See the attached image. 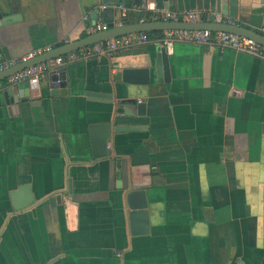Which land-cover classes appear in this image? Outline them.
I'll use <instances>...</instances> for the list:
<instances>
[{
	"label": "crops",
	"instance_id": "crops-1",
	"mask_svg": "<svg viewBox=\"0 0 264 264\" xmlns=\"http://www.w3.org/2000/svg\"><path fill=\"white\" fill-rule=\"evenodd\" d=\"M0 3L20 15L0 32L12 59L106 25L84 0ZM169 3L179 14L204 11L202 0ZM118 5L116 25L163 11L132 3L117 20ZM230 20L262 32L264 0H238ZM147 35L67 61L66 95L50 94L48 74L35 88L10 87L22 92L17 103L0 90V264H264V55L178 41L169 79L158 82L161 44ZM148 66L147 85L113 80ZM119 98L145 99V115H116ZM112 118L140 128L114 134L112 153L92 159L89 125ZM137 165L150 167L151 181L146 216L131 223L124 195Z\"/></svg>",
	"mask_w": 264,
	"mask_h": 264
},
{
	"label": "water",
	"instance_id": "water-1",
	"mask_svg": "<svg viewBox=\"0 0 264 264\" xmlns=\"http://www.w3.org/2000/svg\"><path fill=\"white\" fill-rule=\"evenodd\" d=\"M88 8H92V20H95V16L98 12L99 6L101 8L102 21L106 23L108 30H101L93 32L83 38L62 44L60 46L51 48L26 62H20L8 69L0 72V81L7 76L21 70L22 68L47 61L49 59L65 55L67 53L77 51L86 46L122 36L130 33L141 32H162L165 30H212L222 31L237 34L254 40L257 44L264 48V35L261 32L252 30L250 28L234 24H215L212 22H188L186 20L180 21H157L146 20L139 21L137 23H120L116 26L114 23L115 9L113 4H122L129 7L132 3L140 5L142 9L147 8V3H154L157 10L167 11L170 9L169 0H84ZM104 6V7H102ZM202 9L209 13L221 14L225 17L236 19L238 16V0H202ZM131 10L128 11V15ZM106 14H111L110 17H105ZM120 14L118 13L119 20ZM20 21L19 14H9L5 12V8L0 3V32L2 27ZM87 25V24H86ZM1 39V35H0ZM0 52L3 54L5 60H10L11 54L7 47L0 40ZM155 74L158 82L168 81L169 79V54L163 46L157 47L155 59L153 61ZM66 67L62 66L56 68L48 73V86L50 87V94L53 95H66L67 82H66ZM150 67L142 68H121L113 75V80L122 81L132 85H147L149 84ZM163 74L162 78L161 75ZM95 96V94H93ZM7 101L18 102V98H22V92H18L17 98L13 96V91L9 87L6 89ZM101 97V96H99ZM105 100L113 102L111 95L107 94L102 96ZM114 113L116 115L122 114L130 117L133 115L144 116L146 113V100H137L136 98H119L115 100ZM114 118L107 122L94 123L89 125L90 132V157L92 159H102L109 156L112 151L109 148V143L112 140L114 134H118L125 131L139 130V126L135 125H121L115 124ZM117 164L120 165V161L117 160ZM120 174V172H119ZM131 174V189L124 195L126 207L128 209V217L132 223L134 218L141 215L145 218L146 202H145V189L150 184L151 172L148 165L132 166L130 170ZM18 208V207H17Z\"/></svg>",
	"mask_w": 264,
	"mask_h": 264
},
{
	"label": "built area",
	"instance_id": "built-area-1",
	"mask_svg": "<svg viewBox=\"0 0 264 264\" xmlns=\"http://www.w3.org/2000/svg\"><path fill=\"white\" fill-rule=\"evenodd\" d=\"M104 7V6H102ZM130 9V8H129ZM147 9L150 11H157L154 3L147 4ZM119 14L125 16L129 11L126 6L122 4L118 5ZM180 21L186 20L188 22H212L215 24H232L230 18L225 17L217 13H209L204 11L188 12L187 14H179L170 10L162 11L154 17V21ZM158 21V20H157ZM117 23L116 26L120 25ZM107 25L97 24L93 27L94 31L107 30ZM264 35V29L261 32ZM149 40L146 33H130L122 36L110 38L90 46H86L77 51L67 53L62 56H58L47 61L37 63L7 76L0 81V90L7 89L16 84L26 82L30 88H35L37 84L43 80L47 74L59 67L64 66L67 61L73 60L78 57H88L100 54H114L121 49L131 46L132 44H141ZM159 43L166 49L168 54L173 51V45L178 41H187L196 44H208L216 45L219 48H229L249 55H264V48L257 44L254 40L240 36L237 34L212 31V30H165L162 31L161 36L158 38ZM134 42V43H133ZM50 47L38 48L22 55L18 59L1 60L0 72L14 66L20 62H26L46 51H49Z\"/></svg>",
	"mask_w": 264,
	"mask_h": 264
},
{
	"label": "trees",
	"instance_id": "trees-1",
	"mask_svg": "<svg viewBox=\"0 0 264 264\" xmlns=\"http://www.w3.org/2000/svg\"><path fill=\"white\" fill-rule=\"evenodd\" d=\"M150 33H156L158 35V37H160L161 32H146V34H150Z\"/></svg>",
	"mask_w": 264,
	"mask_h": 264
}]
</instances>
